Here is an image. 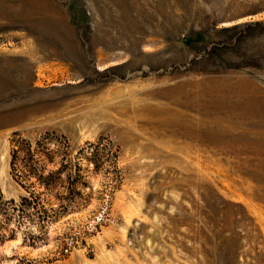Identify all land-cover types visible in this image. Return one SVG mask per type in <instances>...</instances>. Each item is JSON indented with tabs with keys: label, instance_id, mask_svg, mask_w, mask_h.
<instances>
[{
	"label": "rangeland",
	"instance_id": "obj_1",
	"mask_svg": "<svg viewBox=\"0 0 264 264\" xmlns=\"http://www.w3.org/2000/svg\"><path fill=\"white\" fill-rule=\"evenodd\" d=\"M263 99L264 0H0L4 208L17 140L78 193L0 264H264Z\"/></svg>",
	"mask_w": 264,
	"mask_h": 264
},
{
	"label": "trees",
	"instance_id": "obj_2",
	"mask_svg": "<svg viewBox=\"0 0 264 264\" xmlns=\"http://www.w3.org/2000/svg\"><path fill=\"white\" fill-rule=\"evenodd\" d=\"M53 154V151L46 147V141L36 142L34 146L24 140L15 142L11 160L12 173L29 197L22 198L19 206L10 202L12 205L10 211H8L7 207L4 208L6 205L0 198V216L3 220L0 223V242L5 237L4 221H10L15 212L21 213L20 220L17 221L18 225L28 220L31 222L35 220L40 224V228L44 229L45 222L52 218L53 215L66 213L70 209L78 193L73 183H68V187L62 185L64 182L60 180L58 175L63 167L56 171L45 173L46 168L43 161L52 159ZM37 187L42 189V193L49 194L58 202L56 208L51 207L50 200H46V204H49L50 208H45L41 195L34 193ZM26 208L30 209V212Z\"/></svg>",
	"mask_w": 264,
	"mask_h": 264
},
{
	"label": "bare ground",
	"instance_id": "obj_3",
	"mask_svg": "<svg viewBox=\"0 0 264 264\" xmlns=\"http://www.w3.org/2000/svg\"><path fill=\"white\" fill-rule=\"evenodd\" d=\"M264 100V99H263ZM221 110V109H220ZM223 112V111H222ZM227 114V113H226ZM175 118H173L171 121H167L168 123H169V125L170 126H177L178 127V125H181L182 123H183V117L182 116H180V115H175L174 116ZM179 117H180V119L181 120H179ZM182 126H184L183 124L181 125V127ZM183 128V127H182ZM262 129V128H264V126L263 125H260V127H259V129ZM258 129V130H259ZM258 130H256L255 131V133H253V135H256L257 134V132H258ZM183 132V131H182ZM188 133V132H187ZM258 135V134H257ZM177 136V135H176ZM190 139V138H189Z\"/></svg>",
	"mask_w": 264,
	"mask_h": 264
}]
</instances>
